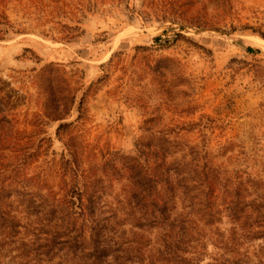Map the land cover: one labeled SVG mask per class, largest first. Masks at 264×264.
Wrapping results in <instances>:
<instances>
[{
    "label": "rangeland",
    "instance_id": "rangeland-1",
    "mask_svg": "<svg viewBox=\"0 0 264 264\" xmlns=\"http://www.w3.org/2000/svg\"><path fill=\"white\" fill-rule=\"evenodd\" d=\"M0 30V110L15 136L0 146L28 141L29 175L57 182L71 136L96 159L134 155L153 120L264 179V0H0Z\"/></svg>",
    "mask_w": 264,
    "mask_h": 264
},
{
    "label": "trees",
    "instance_id": "trees-1",
    "mask_svg": "<svg viewBox=\"0 0 264 264\" xmlns=\"http://www.w3.org/2000/svg\"><path fill=\"white\" fill-rule=\"evenodd\" d=\"M57 112L56 120L67 115ZM75 122L62 123L58 137ZM151 123L134 155L96 159L71 136L53 183L27 172L39 156L28 141L0 146V264H264V179ZM13 134L0 110V144Z\"/></svg>",
    "mask_w": 264,
    "mask_h": 264
}]
</instances>
